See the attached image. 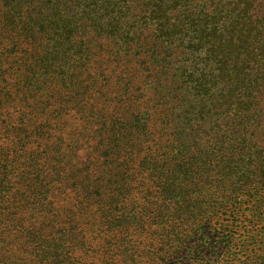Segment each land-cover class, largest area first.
<instances>
[{"label":"trees","instance_id":"obj_1","mask_svg":"<svg viewBox=\"0 0 264 264\" xmlns=\"http://www.w3.org/2000/svg\"><path fill=\"white\" fill-rule=\"evenodd\" d=\"M205 1L0 0V264H264V0Z\"/></svg>","mask_w":264,"mask_h":264},{"label":"rangeland","instance_id":"obj_2","mask_svg":"<svg viewBox=\"0 0 264 264\" xmlns=\"http://www.w3.org/2000/svg\"><path fill=\"white\" fill-rule=\"evenodd\" d=\"M224 1H226V0H224ZM193 2H194V6L196 8H199L202 4L207 3L205 0H193ZM207 11L208 12H211L212 11V8L209 7V4L207 5Z\"/></svg>","mask_w":264,"mask_h":264}]
</instances>
